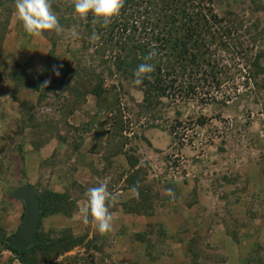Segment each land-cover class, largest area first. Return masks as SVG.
I'll use <instances>...</instances> for the list:
<instances>
[{"label":"rangeland","instance_id":"obj_1","mask_svg":"<svg viewBox=\"0 0 264 264\" xmlns=\"http://www.w3.org/2000/svg\"><path fill=\"white\" fill-rule=\"evenodd\" d=\"M207 1L217 17H233L240 35L235 54L222 56L226 83L209 89L201 81L197 96L161 97L148 111L142 86L102 61L113 57L110 52L97 54L98 38L72 24L61 26L59 35L34 39L16 15V0H4L0 264H21L4 245L23 221L24 204L12 195L23 184L66 191L77 201L72 217L46 218L40 232L55 238L70 231L83 243L51 261L40 255L39 264H244L250 255L264 264V77L256 85L249 81L247 61L236 54L246 51L254 59L264 53V0ZM51 58L47 87L20 90L14 98L15 81L24 84L12 81L14 75L39 73ZM185 66L176 68L184 77L170 74L186 84L192 70ZM83 68L88 78L93 70L104 72L101 103L91 94L84 100L74 78L68 79L69 70ZM101 149L109 161L100 160ZM130 180L147 195L139 204L143 214L111 206L112 231L101 235L90 215L85 222L86 192L105 183L108 197L131 209L137 192Z\"/></svg>","mask_w":264,"mask_h":264},{"label":"trees","instance_id":"obj_2","mask_svg":"<svg viewBox=\"0 0 264 264\" xmlns=\"http://www.w3.org/2000/svg\"><path fill=\"white\" fill-rule=\"evenodd\" d=\"M3 2L4 0H0V7ZM205 2L208 1L124 0L119 17L107 26H104L102 21L94 19L91 14L87 18H80L74 11V0H51V6L53 11L59 15L60 26L76 25L80 30L79 32H85L90 38L95 33L98 37V45L102 50L97 51V54L105 55L110 52L113 57L109 59V56L106 59L102 57V61L104 63L110 62L114 71L123 74L127 79H134L133 74L139 64L150 63L153 65L154 71L150 74V78L143 81L141 86L144 89L143 106L148 111H155L161 97L193 98L197 96L196 87L200 85L201 81H204V86L209 89L213 87L219 89L227 80L225 77L227 70L222 64L224 61L222 56L235 54L234 47L237 46L236 41L240 35L236 33L237 27L234 29L231 25L235 22L232 20L233 17L229 19L217 17L211 9H207ZM10 18L11 16H6L7 23H9ZM4 28L1 25V29ZM4 36L5 31L2 32L1 37ZM150 52H155V55L146 59ZM236 54L247 61V79L256 85L255 80L261 76L264 77V64L261 63L264 53H257L254 59L249 58L250 56L246 51H240V53L236 51ZM164 59H166L165 62H163ZM54 62L55 60L52 59L50 65H47L43 71L39 73L34 71L27 78L18 74L14 75L15 79L12 81L21 78L24 84L19 80L15 81L13 97H17L18 92L24 91V89L25 91L40 93L41 85L48 77ZM185 62L190 64L192 70L189 73V78L187 76L188 80L186 78V84L184 78L179 83L176 81L178 78L170 74L173 71L172 73L183 76V70L177 71L176 68L178 66L186 67ZM69 71L72 72V75L69 73L68 79L74 78L75 87L80 88L83 99L87 94H91L99 103L102 102L105 92L103 89L105 82L102 77L103 71L96 74L93 70L89 78L87 72L84 73L87 71L84 68L81 71ZM109 72L112 73L113 71L109 70ZM77 89L73 91L76 92ZM43 94L45 93L43 92ZM15 100L20 101V99ZM23 104L25 103L23 102ZM204 120L199 119L200 126L205 124ZM100 151L104 152L100 160L109 161L108 154L110 153H106L102 149ZM23 174L25 175L24 172ZM132 183L130 180V189L135 188L138 194L136 193L134 201L131 200L132 203L137 202L131 209H129V204H118L114 199L109 197L108 199L113 201L112 206L115 208L119 205V208L125 209L127 212L142 215L144 205L139 204H144L147 195L142 196L138 184L132 185ZM31 186L38 190L41 218L37 235L42 243L31 246L27 251L22 252L8 245V241L14 234L6 239L4 245V248L14 254L21 264H39L40 255L45 260L51 261L55 254H65L80 246L84 240V237H75L70 231H66V235L55 238L40 232L46 218L57 215L72 217L76 210L77 201L66 191L58 192L48 188L40 191L39 186ZM23 218L24 214L22 220ZM68 262L65 261L64 264H74L76 261L73 259ZM244 264H262V260H255L250 255Z\"/></svg>","mask_w":264,"mask_h":264},{"label":"clouds","instance_id":"obj_3","mask_svg":"<svg viewBox=\"0 0 264 264\" xmlns=\"http://www.w3.org/2000/svg\"><path fill=\"white\" fill-rule=\"evenodd\" d=\"M124 0H74L73 6L76 14L84 19L92 15L94 19L102 21L104 26L109 25L115 18H118L123 8ZM16 15L22 23L24 32L34 38H42L45 33L55 32L60 34L62 28L58 22L56 13L51 6V0H16ZM95 33L92 39H97ZM155 52H150L146 59H150ZM154 71L150 63H141L134 72L133 83L141 85L146 78ZM59 76V71H55ZM48 81H44L41 88L47 87ZM107 186L100 183L96 187L89 188L86 192L87 204L83 211L91 216L96 230L105 235L112 231L113 216L109 212L113 201L108 199ZM131 191L136 192L133 188ZM138 194V193H137Z\"/></svg>","mask_w":264,"mask_h":264},{"label":"water","instance_id":"obj_4","mask_svg":"<svg viewBox=\"0 0 264 264\" xmlns=\"http://www.w3.org/2000/svg\"><path fill=\"white\" fill-rule=\"evenodd\" d=\"M13 197L24 204V218L17 233L8 241L13 249L25 252L31 246L42 243L37 235L41 208L38 199V190L28 184L17 187Z\"/></svg>","mask_w":264,"mask_h":264}]
</instances>
